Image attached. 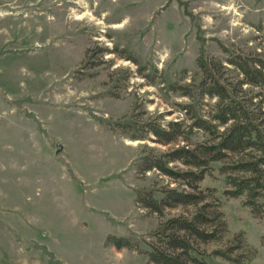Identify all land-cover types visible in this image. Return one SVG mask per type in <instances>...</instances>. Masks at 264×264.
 I'll return each mask as SVG.
<instances>
[{
  "label": "rangeland",
  "instance_id": "1",
  "mask_svg": "<svg viewBox=\"0 0 264 264\" xmlns=\"http://www.w3.org/2000/svg\"><path fill=\"white\" fill-rule=\"evenodd\" d=\"M261 25L264 0H0V264H151L161 218L137 190L169 179L138 172L147 141L120 124L184 118L170 84L200 77V55L264 50ZM220 166L202 186L259 249L244 264H264V217L224 194Z\"/></svg>",
  "mask_w": 264,
  "mask_h": 264
},
{
  "label": "trees",
  "instance_id": "2",
  "mask_svg": "<svg viewBox=\"0 0 264 264\" xmlns=\"http://www.w3.org/2000/svg\"><path fill=\"white\" fill-rule=\"evenodd\" d=\"M224 50L225 61L200 55V77L170 84L191 100L182 105L184 118L163 121L161 114L142 120L134 114L132 122L120 124L132 139L147 141L138 172L158 171L169 179L137 190V203L161 218L143 251L151 264H244L259 252L244 231L230 236L217 189L202 186L219 162L224 194L243 196L252 214L264 217V50ZM109 242L133 247L126 237Z\"/></svg>",
  "mask_w": 264,
  "mask_h": 264
},
{
  "label": "bare ground",
  "instance_id": "3",
  "mask_svg": "<svg viewBox=\"0 0 264 264\" xmlns=\"http://www.w3.org/2000/svg\"><path fill=\"white\" fill-rule=\"evenodd\" d=\"M122 26V25H121ZM121 26H118V27H121Z\"/></svg>",
  "mask_w": 264,
  "mask_h": 264
}]
</instances>
